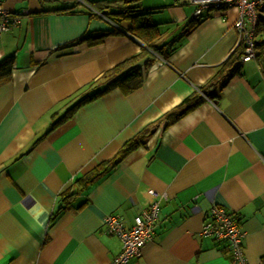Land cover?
Here are the masks:
<instances>
[{
  "label": "crops",
  "instance_id": "0c3cea01",
  "mask_svg": "<svg viewBox=\"0 0 264 264\" xmlns=\"http://www.w3.org/2000/svg\"><path fill=\"white\" fill-rule=\"evenodd\" d=\"M141 1L158 24L162 55L153 54L138 88H113L50 130L145 43L128 21L107 20L79 0H0L19 17L0 35V60L12 57L0 84V264H107L120 240L103 231V215L117 214L129 227L156 199L152 238L128 264H236L223 242L199 234L213 204L238 217L247 264L264 255V78L254 58L240 60V75L217 98L159 123L144 144L61 202L76 179L197 91L237 48L235 8L204 12L185 32L193 5ZM159 8L166 24L152 15ZM100 34L95 44L80 40Z\"/></svg>",
  "mask_w": 264,
  "mask_h": 264
},
{
  "label": "trees",
  "instance_id": "16d2710c",
  "mask_svg": "<svg viewBox=\"0 0 264 264\" xmlns=\"http://www.w3.org/2000/svg\"><path fill=\"white\" fill-rule=\"evenodd\" d=\"M83 2L109 18L128 21L130 23L128 31L142 40L146 47L137 55L114 65L104 72L101 76L103 81L102 84L104 85L103 88L95 90L77 100L62 116L51 124L50 130L71 118L79 107L106 94L113 88L118 87L122 89L124 93H129L138 88L142 82L143 70H145L154 59L153 54L162 55L161 48L159 47L161 33L158 31V24L151 22L150 11L141 9L140 0H83ZM70 8L71 7L68 6L55 11L63 12L68 11ZM106 10H110V12H105ZM197 23V20L188 21L183 28L185 29L184 31L187 32L192 29ZM182 32L183 31H181V33ZM255 35L254 59L257 61L264 78V10L262 14L259 15ZM101 38L102 34L82 37L80 40L86 41L88 44H95L99 42ZM241 53V47L233 49L226 59L218 66L211 78L198 87L197 91H194L179 105L167 111L161 118L142 128L127 140L111 159L98 163L86 174L76 179L70 191L65 190L61 193V202L66 204L69 203L75 195L79 194L87 185L107 172V170L114 166L120 159L144 144L145 140L157 129L159 123L162 122L163 127H166L194 109L203 101L204 97L210 99L217 98L218 91L223 88L232 77L240 75ZM11 67L12 57H5L0 60V84L6 81L10 76Z\"/></svg>",
  "mask_w": 264,
  "mask_h": 264
},
{
  "label": "built area",
  "instance_id": "2783aa9c",
  "mask_svg": "<svg viewBox=\"0 0 264 264\" xmlns=\"http://www.w3.org/2000/svg\"><path fill=\"white\" fill-rule=\"evenodd\" d=\"M83 2V0H79ZM193 5L189 21H196L204 12L235 8L237 19L234 28L237 33L235 47H241V61L254 58L255 29L264 10V0H185ZM93 14L108 18L92 9ZM19 23V17L0 6V35ZM151 195H156L149 190ZM159 200H154L142 208L133 218V224L126 226L117 214L108 213L101 218V226L107 234L120 240V250L107 264H128L130 259L138 257L144 244L152 238L155 224L159 219ZM199 234L202 238L223 242L232 262L247 264L243 253L244 232L238 217L226 207L213 204L206 211ZM259 264H264V255Z\"/></svg>",
  "mask_w": 264,
  "mask_h": 264
},
{
  "label": "rangeland",
  "instance_id": "374dc122",
  "mask_svg": "<svg viewBox=\"0 0 264 264\" xmlns=\"http://www.w3.org/2000/svg\"><path fill=\"white\" fill-rule=\"evenodd\" d=\"M141 2H142L143 7L155 8V6H159V5L162 6V4H164L165 0H142ZM161 9L162 8H159V10L154 9L153 10L154 13H152V15L154 16V18L156 20H162L161 22L166 24V22H168L166 20V18H168L166 15L167 13L165 11H163V9L161 11ZM164 20H166V21H164Z\"/></svg>",
  "mask_w": 264,
  "mask_h": 264
},
{
  "label": "clouds",
  "instance_id": "9594fccd",
  "mask_svg": "<svg viewBox=\"0 0 264 264\" xmlns=\"http://www.w3.org/2000/svg\"><path fill=\"white\" fill-rule=\"evenodd\" d=\"M42 226V225H41Z\"/></svg>",
  "mask_w": 264,
  "mask_h": 264
}]
</instances>
